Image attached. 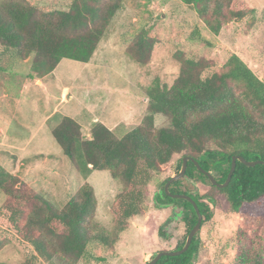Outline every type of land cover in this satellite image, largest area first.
I'll list each match as a JSON object with an SVG mask.
<instances>
[{
	"label": "trees",
	"instance_id": "1",
	"mask_svg": "<svg viewBox=\"0 0 264 264\" xmlns=\"http://www.w3.org/2000/svg\"><path fill=\"white\" fill-rule=\"evenodd\" d=\"M121 2L73 0L68 9L43 10L30 0H0V45L21 59L34 57L32 78L52 73L63 58L89 62ZM183 2L216 35L227 22L255 12L243 0ZM202 39L196 26L191 40ZM154 43L153 37L140 33L127 46V54L147 64ZM176 57L181 66L173 85L154 84L148 89L149 114L123 136L97 121L91 137L85 138L81 124L69 116H63L51 130L75 169L85 175L92 170H108L123 182V190L111 207V231L94 220L97 197L92 184L84 183L59 208L0 165V190L7 197L0 207V225L33 246L35 257L49 264H75L91 242L116 244L128 220L147 209L145 192L150 173L160 171L176 154L182 155L180 169L183 158L192 157L203 169L215 172L220 183L226 181L234 155L264 160V80L237 53L230 54L222 71L208 75L204 71L211 64L205 58H189L182 52ZM155 114L168 117L170 125L157 128ZM170 178L162 183L157 200L183 206V220L190 232L198 222V214L190 201L166 193L165 184ZM191 178L208 182L224 194L233 212L256 219L264 217V164L247 166L238 160L230 183L219 188L189 160L185 175L173 181L169 191L192 196L205 219L215 200L184 189L185 179ZM240 239L239 264H261V254L253 249L249 238L242 235ZM185 242L174 250L182 249ZM198 250L199 239L194 236L186 252L164 255L156 264H196Z\"/></svg>",
	"mask_w": 264,
	"mask_h": 264
},
{
	"label": "rangeland",
	"instance_id": "2",
	"mask_svg": "<svg viewBox=\"0 0 264 264\" xmlns=\"http://www.w3.org/2000/svg\"><path fill=\"white\" fill-rule=\"evenodd\" d=\"M30 1L43 10H53L68 9L73 0ZM243 1L254 8V14L227 22L216 35L183 0H122L89 62L63 58L52 73L40 79L30 77L33 56L21 59L0 45V165L59 208L84 183L92 184L97 197L94 220L111 231V207L123 182L108 170L85 175L75 169L54 139L52 128L69 116L81 123L85 138L91 137L97 121L120 137L128 133L149 114L148 89L175 82L181 66L178 52L205 58L211 65L204 75L222 71L230 54L237 53L264 80V0ZM196 26L204 39L191 40ZM140 33L155 42L147 64L136 62L126 51ZM154 118L157 128L170 125L163 114ZM180 158L176 154L160 171L150 173L147 209L128 220L118 242L113 246L91 242L75 264H145L158 252L174 250L186 240L189 228L183 220V206L157 200L164 180L180 171ZM183 186L192 194L215 200L210 216L195 234L199 239L196 264H239L242 235L253 243L264 264V217L233 212L224 194L208 182L191 178ZM6 198L0 190V207ZM35 254L33 246L0 225V264H49Z\"/></svg>",
	"mask_w": 264,
	"mask_h": 264
},
{
	"label": "water",
	"instance_id": "3",
	"mask_svg": "<svg viewBox=\"0 0 264 264\" xmlns=\"http://www.w3.org/2000/svg\"><path fill=\"white\" fill-rule=\"evenodd\" d=\"M189 160L194 161V163L197 165L198 169L201 170L204 174H206L209 177V179L211 180V182L214 185L218 186L219 188L226 187L230 183L232 175H233V173H234V171L236 169V165H237V161L238 160L241 161L242 163H244L247 166H255L257 164H264V160L263 159L248 160L242 155H234L233 158H232L231 169H230V171L228 173L227 179H226V181L224 183H220V182L217 181V179L215 178V176L211 172L203 169L199 165L197 160L193 159L192 157H188V156L184 157L181 169L178 172V174L171 176V178L166 182L165 191L172 198H183V199H186V200L190 201L192 203V205L194 206L197 214H198V222L196 223L194 228L189 232V234L187 236V239H186V242H185V244H184L182 249H180V250H171V251H160L151 260L147 261L145 264H156L161 259V257L164 256V255L176 256V255H180V254L186 252L188 250V248L190 247L195 234L201 228L204 216H203V214L201 213V211H200V209L198 207L197 201L194 200L192 198V196H190L189 194L171 193L169 191V187H170L171 183L173 181H175V180H178V179L182 178L185 175L186 170H187V163H188ZM205 201H207V199Z\"/></svg>",
	"mask_w": 264,
	"mask_h": 264
},
{
	"label": "crops",
	"instance_id": "4",
	"mask_svg": "<svg viewBox=\"0 0 264 264\" xmlns=\"http://www.w3.org/2000/svg\"><path fill=\"white\" fill-rule=\"evenodd\" d=\"M64 89H67L66 87ZM65 99H66V94L64 95ZM80 123V122H79ZM81 124V123H80ZM26 146L27 145H24V147L21 149L22 151H25L26 150Z\"/></svg>",
	"mask_w": 264,
	"mask_h": 264
}]
</instances>
